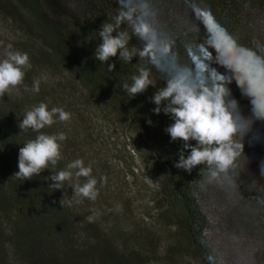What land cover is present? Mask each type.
Returning a JSON list of instances; mask_svg holds the SVG:
<instances>
[{"label":"trees","instance_id":"16d2710c","mask_svg":"<svg viewBox=\"0 0 264 264\" xmlns=\"http://www.w3.org/2000/svg\"><path fill=\"white\" fill-rule=\"evenodd\" d=\"M72 3L75 9L63 10L57 0H0V11L7 7L6 13L30 41L24 45L31 50V67L50 55L87 91L137 118L154 138L158 147L155 163L169 179L166 214L176 235L167 246L169 264H250L256 257L264 264V206L260 203L264 201V121H252L248 101L233 83L232 93L240 99L236 139L245 145L244 151L228 170L215 176L206 163L191 172L175 167L181 144L171 142L165 132L171 123L168 116L151 111L155 105L150 97L164 84L161 72L140 61L150 70L155 86L131 99L122 86L131 83L139 58L126 64L113 58L108 63L116 67L109 70L94 57L100 25L118 13L119 0ZM151 6L156 11V26L171 36L170 43L182 62H188L189 51H202L208 42L203 21L209 13L239 46H264L260 45L264 0H151ZM135 11L143 18L139 9ZM129 46L139 48L141 42L131 36ZM52 100L54 106L59 103L54 95ZM25 112L24 105L9 94L0 96V264H156L153 254L144 253L141 247L119 248L73 202L62 207L63 194L72 201L68 183L61 190L50 187L52 182L46 177L51 169L26 181L14 176L19 148L36 135L18 127ZM61 156L55 171L67 164L62 152ZM189 257H195L197 263L188 261Z\"/></svg>","mask_w":264,"mask_h":264},{"label":"clouds","instance_id":"9594fccd","mask_svg":"<svg viewBox=\"0 0 264 264\" xmlns=\"http://www.w3.org/2000/svg\"><path fill=\"white\" fill-rule=\"evenodd\" d=\"M119 4L118 13L100 25L95 59L112 70L116 64L108 62L113 58L120 64L139 58L131 83L122 86L131 99L155 86L150 70L140 61L160 71L164 84L150 97L155 105L151 111L168 116L171 123L165 132L171 142L181 144L175 167L191 172L206 163L212 167L213 176L228 170L245 147L236 139L240 132L236 120L240 99L232 93L233 83L241 97L247 99L252 121H264V55H261L264 46H239L233 35L209 13L203 21L208 42L202 51H189L188 62H182L170 43L171 36L155 24L156 11L151 0H119ZM136 9L143 13V18L136 15ZM131 36L141 42V47L129 46ZM260 45H264V40ZM30 68L29 55L8 45L0 59V96L10 94L21 85ZM40 83L39 78L35 79L30 90L38 93ZM28 90L25 87V91ZM69 119V112L61 107L49 108L45 102L33 106L18 119L21 132L31 130L36 135L19 148L18 171L14 176L26 181L51 169V175L46 177L52 182L50 187L64 189L67 181L74 197L95 200L97 179L92 175V167L77 158L55 171L62 158L61 143L66 140V134L41 131L57 121ZM148 123L151 124V120ZM80 178H84L83 183L79 182ZM59 203L64 207L70 206L72 201L65 200L63 194ZM260 203L264 206V201ZM87 219L91 221L92 217Z\"/></svg>","mask_w":264,"mask_h":264},{"label":"rangeland","instance_id":"374dc122","mask_svg":"<svg viewBox=\"0 0 264 264\" xmlns=\"http://www.w3.org/2000/svg\"><path fill=\"white\" fill-rule=\"evenodd\" d=\"M57 1L63 10L75 9L72 0ZM1 10L0 59L8 45L30 57L31 50H26L24 45L30 41L6 13L9 9L4 6ZM37 78L41 80L40 91L34 93L30 89ZM25 87L29 90L25 91ZM88 92L67 67L46 54L43 62L34 63L26 71L22 84L9 95L24 105V111L43 99H47L50 108L53 107L54 95L59 102L56 101L54 107L69 112L70 119L57 121L46 127V132H64L66 140L61 143V152L67 163L83 159L92 167V175L97 179L95 200L74 197L67 182L74 208L91 216V221L98 224L119 248L130 251L141 247L144 253L153 254L156 264H169L167 246L173 243L176 235L166 214L169 179L154 160L158 151L156 141L137 118L125 115L111 100ZM79 182L83 183L84 178ZM187 259L197 263L195 257ZM259 261L256 257L250 264H259ZM260 264L263 263L260 261Z\"/></svg>","mask_w":264,"mask_h":264}]
</instances>
